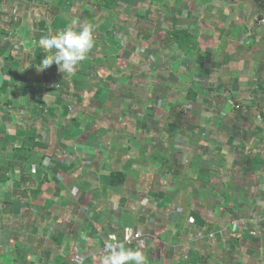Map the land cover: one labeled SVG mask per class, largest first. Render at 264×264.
Wrapping results in <instances>:
<instances>
[{"label":"crops","instance_id":"obj_1","mask_svg":"<svg viewBox=\"0 0 264 264\" xmlns=\"http://www.w3.org/2000/svg\"><path fill=\"white\" fill-rule=\"evenodd\" d=\"M120 4L92 18L95 34L120 27L74 74L37 71L34 35L31 63L12 66L25 80L0 75V264H102L126 228L147 264H264L250 222L264 214V0ZM23 146L29 162L13 158Z\"/></svg>","mask_w":264,"mask_h":264},{"label":"trees","instance_id":"obj_2","mask_svg":"<svg viewBox=\"0 0 264 264\" xmlns=\"http://www.w3.org/2000/svg\"><path fill=\"white\" fill-rule=\"evenodd\" d=\"M14 1L17 2L21 6L22 9L26 8L28 4L36 5L35 3H37V7L39 6V8L43 10L42 11L43 13H45L46 11L49 12L53 18V22L51 24H47L44 21L46 13L43 15L41 11L39 12V10H37L38 11V15H37L38 23L36 26L40 29V31L49 29L53 33L61 31L68 26H75L78 28L81 24H83L86 21L94 24V21H92V18H94V16L99 17L100 14H102L100 19L103 17V15L108 14L109 21L112 20L110 16L119 17V15L122 14V6L120 4V0H84V2H89L92 5V7L95 9V12H93L90 8L80 9L78 7L72 6V4L76 0H65L66 2L63 8L57 7V6H54V8H51L53 6H52V3L49 2V0H14ZM74 9L76 13H79V12L81 13L79 15V18H74L72 16L73 14L72 12ZM111 26L112 28L109 31H107V33L99 34L98 32L97 34H95V46L90 51L89 54H93L94 52H97L100 49L99 42H102V39L106 40L107 37L113 38L115 36V32L117 31V29H119L120 25L113 23V25ZM189 34L190 33L188 31H178V32L172 33V35H176L175 36L176 38L171 37V36L169 37L171 39L173 38L172 41L173 42L175 41L178 45H181V44L185 45V43L189 41V44L191 46L194 45L197 47V43L195 41L192 42L188 40ZM1 36L2 38L4 37V40H5V38L7 37L9 38L10 34L6 32L3 28H0V37ZM41 37L43 36H38L39 39ZM24 38H26L27 40H31L30 41L31 45L35 44L34 41L31 39L30 34L28 32L24 34ZM12 46L13 45H10V43L8 42L7 44L2 45L0 48V58L3 59V64L0 66V75L2 76V79H4V77H15L17 79H20V78L23 79L24 77H21V76H24V74L23 75L19 74L20 72L13 70L12 66L13 67H23L25 69V66L31 63L30 60L32 59V57L29 54L25 53L26 57L24 58V54H23L24 47L18 48L17 54L16 56H14L12 54V50L9 51V49H11ZM6 53H8L9 56L4 57ZM36 56L39 58L40 61L43 58L42 49L40 47L37 49ZM198 58H200L199 60L204 61L203 57H198L195 55V60L197 62H200ZM115 59H116L115 57H112L110 55L104 61L107 63V62H112V60H115ZM7 89H8V86L5 83V90ZM20 91L24 92L22 88H20ZM6 106H8V103L6 104ZM4 109L5 107H2L1 110L3 111ZM16 152H17V155L14 154L13 158L17 161L22 160L23 162H29L34 157L33 151L28 147L23 146L22 148L16 150ZM125 180H126V176L123 173H116V174H113L111 183L116 186H121L125 182Z\"/></svg>","mask_w":264,"mask_h":264},{"label":"clouds","instance_id":"obj_3","mask_svg":"<svg viewBox=\"0 0 264 264\" xmlns=\"http://www.w3.org/2000/svg\"><path fill=\"white\" fill-rule=\"evenodd\" d=\"M95 29V24L86 21L78 28L68 26L41 37L38 45L45 54L35 66L36 70L43 72L55 64L63 74H74L95 46ZM131 231L130 228L125 229V232ZM103 253L102 264H147L148 259L139 248L126 247L114 233L108 235Z\"/></svg>","mask_w":264,"mask_h":264},{"label":"rangeland","instance_id":"obj_4","mask_svg":"<svg viewBox=\"0 0 264 264\" xmlns=\"http://www.w3.org/2000/svg\"><path fill=\"white\" fill-rule=\"evenodd\" d=\"M125 5V4H124ZM33 4H28L26 8H21V6L15 2L14 0H0V28H3L6 32H8L10 34L9 38H6V41H8L10 43V45H13L11 49H9V51H11L15 46L16 49L17 47H24L27 52H30V49H27V47L30 46V41L31 40H27L26 38H24V34L25 33H31L30 37L34 38V35H43V36H47L51 33H53L52 31L48 30H43L40 31V29L36 26L38 23V19H36L34 17L35 11L38 13L37 10H39V12L43 11L41 8H38L36 10L35 7H33ZM43 13V12H42ZM45 19L44 21L47 24H51L53 18L52 15L49 12H45ZM43 13V15L45 14ZM72 16L73 17H77L78 15H80L81 13H76L75 9L72 12ZM72 17V18H73ZM59 32V31H58ZM18 34H22L21 37H18ZM14 36V37H11ZM171 37L176 38V35H170ZM11 37V38H10ZM27 40V41H26ZM5 43L4 37L2 38V36L0 37V48L1 46ZM26 45V46H25ZM11 47V46H10ZM24 54V58L26 57L25 55V51H23ZM28 54V53H27ZM126 54V52L124 53V55ZM16 55V53L14 54ZM123 55V56H124ZM9 56L8 53H6V55H4V57ZM142 60H146V57L142 58ZM142 63V62H140ZM138 63V64H140ZM28 65L25 66V68ZM22 73V72H20ZM16 80V78H15ZM22 81L25 80L24 78L21 79ZM17 82L19 81V79L16 80ZM27 83V82H25ZM25 83H21L22 85H24ZM167 84V83H166ZM159 84L154 83L153 85H151L152 89H158ZM155 97L152 96L151 99H149V101L151 102H155L154 101ZM20 110V109H18ZM17 111V109L15 110ZM148 114L151 112V109H149ZM141 121H143V118H141Z\"/></svg>","mask_w":264,"mask_h":264},{"label":"built area","instance_id":"obj_5","mask_svg":"<svg viewBox=\"0 0 264 264\" xmlns=\"http://www.w3.org/2000/svg\"><path fill=\"white\" fill-rule=\"evenodd\" d=\"M189 222L190 223H194V218H189ZM238 220H233L231 222V225L233 226H240L239 225ZM250 222L255 226L256 229H258V227L262 226V224H264V214L261 215H256L255 217H253L252 219H250ZM220 234H222V232H220ZM252 236H257V232L255 230H252V232L250 233ZM216 233H212L208 235L209 239H215ZM142 237V235L140 233H135L134 231L131 232H125L124 235V241L127 245H130L133 241L138 240ZM106 241V240H105ZM104 254V253H103ZM74 263L76 264H84V261L79 259L77 256L74 257L73 259Z\"/></svg>","mask_w":264,"mask_h":264},{"label":"water","instance_id":"obj_6","mask_svg":"<svg viewBox=\"0 0 264 264\" xmlns=\"http://www.w3.org/2000/svg\"><path fill=\"white\" fill-rule=\"evenodd\" d=\"M262 20V19H261Z\"/></svg>","mask_w":264,"mask_h":264}]
</instances>
